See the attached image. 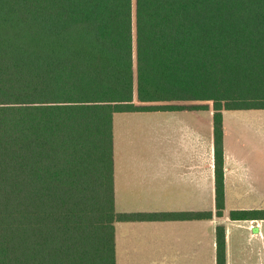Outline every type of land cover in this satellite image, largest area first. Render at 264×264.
Returning a JSON list of instances; mask_svg holds the SVG:
<instances>
[{
	"label": "trees",
	"instance_id": "1",
	"mask_svg": "<svg viewBox=\"0 0 264 264\" xmlns=\"http://www.w3.org/2000/svg\"><path fill=\"white\" fill-rule=\"evenodd\" d=\"M209 102L222 216V111L264 109V0H0V264H115L114 222L158 216L115 209L113 114Z\"/></svg>",
	"mask_w": 264,
	"mask_h": 264
},
{
	"label": "crops",
	"instance_id": "2",
	"mask_svg": "<svg viewBox=\"0 0 264 264\" xmlns=\"http://www.w3.org/2000/svg\"><path fill=\"white\" fill-rule=\"evenodd\" d=\"M240 110L264 109L222 111V216L214 213L211 107L113 114L115 209L158 216L114 222L115 264H216L217 225L224 227L226 264H264V218L233 220L228 216L231 209H264V120L257 118L254 139L249 132L247 146L235 125L237 113L233 111ZM252 162L260 171L255 166L250 172L245 164ZM244 195L251 198H241ZM229 196H236L235 205H229ZM197 211L213 215L164 218L165 214Z\"/></svg>",
	"mask_w": 264,
	"mask_h": 264
},
{
	"label": "rangeland",
	"instance_id": "3",
	"mask_svg": "<svg viewBox=\"0 0 264 264\" xmlns=\"http://www.w3.org/2000/svg\"><path fill=\"white\" fill-rule=\"evenodd\" d=\"M211 102H209V107L211 106ZM236 112L237 114L234 115V117L236 118V122L235 125L238 126L237 128L239 129V132H241L239 135L242 137V141L245 142V144H247V146H249L250 144H248L250 142V138H249V132L250 135L252 137V140L254 139L252 135H254L255 133V127L257 125V118H259V120H264V110H240V111H233ZM119 114L116 115V117H118ZM124 116V115H121ZM150 116H155V115H150ZM151 118V117H150ZM154 118V117H153ZM152 118V119H153ZM253 145V144H251ZM251 149H253V146H251ZM248 151V150H247ZM239 154H242L241 151L238 152ZM246 166H248V169L250 170V172H252L251 168L257 166V170L258 169V165L255 163H247L245 164ZM260 171V170H259ZM242 172H244L242 170ZM236 196H229V205H235L236 204V200H235ZM241 198L248 200L250 197V195H244L241 196Z\"/></svg>",
	"mask_w": 264,
	"mask_h": 264
}]
</instances>
